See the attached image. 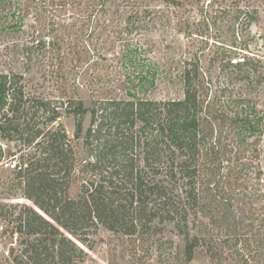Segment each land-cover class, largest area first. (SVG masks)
Returning a JSON list of instances; mask_svg holds the SVG:
<instances>
[{"label":"trees","instance_id":"16d2710c","mask_svg":"<svg viewBox=\"0 0 264 264\" xmlns=\"http://www.w3.org/2000/svg\"><path fill=\"white\" fill-rule=\"evenodd\" d=\"M164 5L200 13L185 36L189 50L173 65L166 59L165 75L183 87L177 99L137 96L156 81L157 69L140 58L149 43L129 38L156 18L147 0H0L3 38L31 13L50 14L58 33L49 41L28 33L29 60L48 55L58 60L56 74L67 59L80 70L100 47L102 60L116 59L107 68L127 79L89 83L86 102L30 92L23 73L0 70V163L6 154L18 159L22 196L43 213L0 202L1 233L14 239L0 264H83L100 228L144 253L166 227L182 239L187 262L203 247L219 264H264V57L242 31L263 17L264 0L261 8L251 0ZM217 22L232 29L230 44L214 41ZM65 116L74 120L72 136Z\"/></svg>","mask_w":264,"mask_h":264},{"label":"rangeland","instance_id":"374dc122","mask_svg":"<svg viewBox=\"0 0 264 264\" xmlns=\"http://www.w3.org/2000/svg\"><path fill=\"white\" fill-rule=\"evenodd\" d=\"M251 1L256 7L261 8L262 0ZM147 3L153 8V16L156 17L153 20L154 22H151L148 25L149 27H141L133 31L129 38L144 45L149 43V51L139 56L142 59H148L144 62L157 69L156 81L146 91L136 90L139 93L137 96L153 99L182 98L183 87L181 82L176 77L167 78L165 75L166 61H168L166 59L168 56H172L173 65L185 50H189L190 45L187 43L190 40H187L185 36L197 27L200 13L196 5H184L175 10L164 5V0H147ZM35 16V13H31L25 20V27L13 36H6L7 38L0 36V70L12 69L23 73L27 79L30 92L54 97L78 95L86 102L91 97L89 83L97 85L99 88H105L110 87V83H112L108 82L109 79L115 81L120 79V82L122 83V80H124L123 83L127 86V79L117 74V69L107 68V65L111 62L110 59H113L114 62H116V59L108 55L109 58L102 60L106 50L104 52L100 47L98 54H91L90 57H86L84 60L85 64L82 69H85L87 65L94 66V69L87 70L86 73L82 72V69L70 68L68 59L64 63L62 72L58 74L54 72L58 64V60L55 58L51 59L48 55H39L29 60L23 52L28 33L38 30L47 41L52 40L58 33L56 29L52 30V23H49L51 21L49 13L42 14L41 18L37 16L35 18ZM159 16H162V21L165 22L164 24L160 23L161 26L158 23ZM164 19L166 20L164 21ZM180 19L188 20V24H184ZM259 19V21L253 22L250 27L247 26V29L245 28L242 31L247 34L250 50L264 57V15ZM210 31L215 39L214 41H222L224 44L232 42L230 34L232 29L228 30L222 22H217ZM193 37L197 38L198 36L193 34ZM101 40L102 38H99L97 44ZM211 40L213 39L211 38ZM118 45H120V41L116 43L117 47ZM121 72H123V69ZM107 75L109 76L106 77ZM116 93L124 94L120 91ZM92 94L94 95L95 92L93 91ZM62 121L67 133L72 136L74 133L73 118L65 116ZM88 121L89 118L86 116L83 122L84 127L88 125ZM6 162L9 164L19 163L17 158L8 156V154L3 157L2 163H0V202L25 203L33 206L30 200L22 196L21 186L18 184L14 172L10 170V166H5ZM91 239L92 247L90 249L84 247L87 255L83 264H219L218 261L213 262L210 259L209 254L203 247L195 250L190 261H185L182 253V239L171 230V227H166L161 234L153 237L147 244V252L144 253L140 250L136 252L133 249L131 250L125 235L113 233L104 228H100ZM12 241L14 239L10 238L9 233L2 234L0 229V258L7 256L9 246L14 243ZM228 262L231 263L230 260H227L224 264Z\"/></svg>","mask_w":264,"mask_h":264},{"label":"built area","instance_id":"2783aa9c","mask_svg":"<svg viewBox=\"0 0 264 264\" xmlns=\"http://www.w3.org/2000/svg\"><path fill=\"white\" fill-rule=\"evenodd\" d=\"M5 166H6V167H9V166H10V170H11V171H17V170L20 169V166L17 165V163L9 164V163L6 162V163H5Z\"/></svg>","mask_w":264,"mask_h":264},{"label":"water","instance_id":"95a60500","mask_svg":"<svg viewBox=\"0 0 264 264\" xmlns=\"http://www.w3.org/2000/svg\"><path fill=\"white\" fill-rule=\"evenodd\" d=\"M33 207H34L35 210H37L39 213L43 214V213L41 212V210H39L36 206L33 205Z\"/></svg>","mask_w":264,"mask_h":264}]
</instances>
